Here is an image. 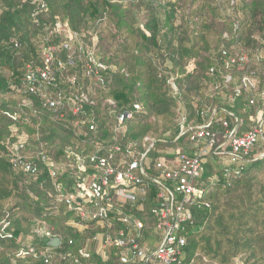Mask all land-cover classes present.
<instances>
[{
	"label": "trees",
	"instance_id": "obj_1",
	"mask_svg": "<svg viewBox=\"0 0 264 264\" xmlns=\"http://www.w3.org/2000/svg\"><path fill=\"white\" fill-rule=\"evenodd\" d=\"M56 17L89 42L94 30L100 39L98 58L107 68L105 85L97 86L81 62L69 64L67 53L59 54L67 66L50 94L95 91L94 105L86 104L79 116L68 108L50 111L39 97L14 89L21 87L30 64L41 65L47 39L60 42L52 35ZM231 48L249 55L248 74L257 73V92L264 91V59L261 66L257 61L264 54V0H0V223L10 222L7 236L0 237V264H75L76 259L82 264H121L117 248L106 261L83 257L93 231L82 233L68 225L73 213L56 202L54 181L70 192L75 170L70 151L88 157L99 145L132 146L144 154L153 144L144 163L151 173L157 158L188 145L189 125L209 123V111L225 114L231 129L238 124L239 135L249 131L257 107L250 105L251 92L236 91L246 70L235 67L226 80L222 49ZM73 76L75 85L68 81ZM135 103L141 111L128 123L126 134L116 136L110 113ZM92 122L96 131L90 130ZM13 145L37 168L35 175L13 169ZM43 158L54 162L56 179ZM223 160L214 155L205 166L201 184L207 195L205 204L193 210L195 225L184 230V264H264V141L237 163ZM228 168L239 174L227 175ZM154 199L152 189L145 211L135 214L147 224L151 245L159 240L153 237L150 214ZM39 225L54 228L60 247H49L47 239L34 234ZM29 248L35 254L19 255ZM41 252L51 254L52 260L46 262Z\"/></svg>",
	"mask_w": 264,
	"mask_h": 264
},
{
	"label": "built area",
	"instance_id": "obj_2",
	"mask_svg": "<svg viewBox=\"0 0 264 264\" xmlns=\"http://www.w3.org/2000/svg\"><path fill=\"white\" fill-rule=\"evenodd\" d=\"M39 3L40 0H33ZM97 34V33H96ZM52 35L60 42L54 44L50 37L47 39L42 55L41 65L28 66L21 87H14L18 93L39 97L43 106L50 111L59 112L68 108L74 116L84 113L86 104L94 105V89L88 92H70L66 95L59 92L52 96L50 91L59 80L58 75L66 70L67 64L59 58L61 51H65L69 64L77 59L83 64L85 74L91 78V83L97 86L105 85L104 72L107 68L98 58V36L90 33L91 43L85 35L74 32L59 17H56ZM75 47V48H74ZM225 69L228 71L226 80L230 81L231 71L237 67L246 70L240 78L237 94L242 90L251 92L250 105L257 107V118L252 119L255 124L246 133L239 135V125L233 129L225 117L214 110L209 111V123L205 125H189V138L186 147H180L171 155H164L154 161L151 173L144 165L147 153H140L132 146L124 149L121 144L99 145L97 152L85 156L77 151H70L72 168L74 170V185L70 192H65L62 184L54 181L56 202L64 204L73 217L68 225L80 232L93 231L82 249L84 258L96 256L103 261L108 259L109 251L117 248L121 264H184L186 260L185 247L187 238L185 228L193 227L195 220L193 210L205 204L207 189L201 184L205 166L214 156L223 157L231 164L237 163L248 156L260 141H264V91L258 93L259 80L257 73L248 71L252 60L240 48L222 49ZM264 54L257 58L260 66L263 64ZM216 68H211L213 75ZM72 85L77 82V76L68 80ZM170 84L176 94L179 93L175 79ZM109 104L115 106L112 100ZM141 111L140 103H135L121 113L111 112V125L116 136H123L128 131V123ZM233 116L232 113H228ZM16 119L17 116L7 114ZM204 115V113L202 114ZM181 130H186V117L181 115ZM215 123L214 127H210ZM91 131H96L94 122ZM149 139H146L148 141ZM11 164L15 171L27 175H35L37 168L22 154L18 145L11 149ZM47 166L52 169L53 179L57 178L58 169L50 159L43 158ZM227 175H238V170L226 169ZM155 190V199L150 208L154 219V236L159 240L149 244L146 240L147 224L136 217V213L144 212V205L149 202ZM10 222L0 223V237H6V229ZM39 238L49 241L56 238L54 228L39 225L34 229ZM35 254V249L22 250L20 256ZM48 252H41L46 262L52 260ZM75 264H82L79 259ZM88 264V263H87Z\"/></svg>",
	"mask_w": 264,
	"mask_h": 264
},
{
	"label": "water",
	"instance_id": "obj_3",
	"mask_svg": "<svg viewBox=\"0 0 264 264\" xmlns=\"http://www.w3.org/2000/svg\"><path fill=\"white\" fill-rule=\"evenodd\" d=\"M49 247L58 248L61 245V239L59 237L52 238L47 242Z\"/></svg>",
	"mask_w": 264,
	"mask_h": 264
},
{
	"label": "rangeland",
	"instance_id": "obj_4",
	"mask_svg": "<svg viewBox=\"0 0 264 264\" xmlns=\"http://www.w3.org/2000/svg\"><path fill=\"white\" fill-rule=\"evenodd\" d=\"M108 28H109L108 26L105 28V31L107 32V34H108V31H109ZM90 33H93L94 35L98 36L96 33H94V30H92V29H91ZM259 36H260V35H257V37H259ZM98 40H100V39H99V36H98ZM89 43H91V39H90V42H89ZM74 48H75V47H74Z\"/></svg>",
	"mask_w": 264,
	"mask_h": 264
}]
</instances>
